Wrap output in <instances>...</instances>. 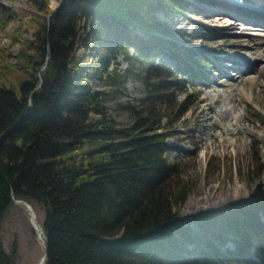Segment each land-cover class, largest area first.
Listing matches in <instances>:
<instances>
[{"label": "trees", "instance_id": "16d2710c", "mask_svg": "<svg viewBox=\"0 0 264 264\" xmlns=\"http://www.w3.org/2000/svg\"><path fill=\"white\" fill-rule=\"evenodd\" d=\"M30 1L37 13L24 23L35 25L34 36L10 43H20L10 65L19 74H0V264H19L1 235L13 195L44 209L46 264H264V186L245 205L182 215L194 186L167 158L164 117L155 110L125 125L109 105L151 48L197 74L203 58L155 18L187 1L63 0L57 10ZM169 73L168 64L145 67L146 103L168 94ZM95 142L93 151L58 158Z\"/></svg>", "mask_w": 264, "mask_h": 264}, {"label": "rangeland", "instance_id": "374dc122", "mask_svg": "<svg viewBox=\"0 0 264 264\" xmlns=\"http://www.w3.org/2000/svg\"><path fill=\"white\" fill-rule=\"evenodd\" d=\"M62 1L50 0V6L57 10ZM186 1V9L165 11L156 14L155 18L176 32L175 41L179 45L190 47V54L195 58H203L197 74L191 76L189 66L170 61L160 48H151L147 61L135 64L125 87L113 92L109 99L114 117L125 125L149 119L155 110L164 117L163 121L172 133L168 140L170 149L167 158L177 165L181 176L194 186L181 209L185 216L237 204L245 205L250 194L264 186V57L261 47L257 46H261V43L241 37L243 25L229 27L227 21L233 19L224 16L221 22L218 16L205 17L201 13L205 0ZM0 4L5 8L8 20L5 27L0 24V53L6 57L5 62L0 61V74L3 77L12 71L18 75L10 65L17 60L20 43L18 41L13 46L10 43L13 36L21 39L34 36L35 25L28 24L25 27L24 21L37 13L36 5L30 0H2ZM232 7L240 11L237 6ZM138 17L143 18L140 15ZM246 29L249 32L246 35L264 37V28ZM215 30L219 32L211 35ZM254 46L258 48L256 51L251 50ZM253 52L258 55L255 59ZM216 56L221 58H214ZM232 60L237 62L232 63ZM118 61L121 68L129 66L123 56ZM227 62H231V65ZM242 62L248 65L254 62V68L244 74L245 80L240 84L239 80H234L238 73L233 67L241 66ZM166 63L169 64L170 72L166 78L171 81L172 88L153 106L143 100L146 95L143 70L148 64ZM216 64L223 69L217 70ZM224 72L233 75H230L233 79H229ZM223 75L225 77L221 79ZM186 98L190 100L187 105L189 109L178 112V103ZM100 145V142L88 144L58 158L66 159L77 153L93 151ZM102 152L96 151L88 156V160ZM33 209L38 221L43 223V207L34 204ZM1 235L6 251H14L19 264L38 262L44 242L33 228L30 214L24 205L14 201L11 203L1 226ZM256 264L261 263L257 261Z\"/></svg>", "mask_w": 264, "mask_h": 264}, {"label": "bare ground", "instance_id": "6f19581e", "mask_svg": "<svg viewBox=\"0 0 264 264\" xmlns=\"http://www.w3.org/2000/svg\"><path fill=\"white\" fill-rule=\"evenodd\" d=\"M229 5V7L226 6ZM232 5L237 6V8L240 9V11H236L237 9L233 8ZM255 5L258 6H263V4L261 3V0H244V2L241 3H236V2H232L230 0H205V3H203V7L202 8V14L206 17H211V16H218V18H221V22L223 21V19H225L224 16H226L229 19H233V20H228L227 22H229V27H237V26H242L243 25V29L241 30V33L243 32V35H241V37L247 38V39H251V40H255V41H260L261 46H259L257 44L258 47H261V52H262V58L264 57V42H261V40H264V37H262L263 35H246L245 33H249L247 32V28L250 29H258V28H264V6L262 7V9L260 8H256ZM232 7V8H231ZM254 7V8H253ZM236 11V12H235ZM207 19V18H205ZM220 22V21H217ZM225 24V23H223ZM228 27V28H229ZM216 32H219V30H215L213 31V33H211V35L215 34ZM256 44V43H255ZM256 46V45H255ZM252 47L251 50L256 51L257 47ZM258 49V48H257ZM254 53V52H253ZM255 54V53H254ZM170 61H174L170 56H166ZM258 55L257 53L254 56V59L257 58ZM214 58H221L219 56H216ZM261 58V59H262ZM233 62H237V61H233ZM227 63H231V62H227ZM254 63V62H252ZM252 63H250L248 65V63H241L239 67H233L236 71H237V78H234L235 81H240L239 83H243V80H245L244 74L246 72H249L251 70H253V66ZM167 64V63H166ZM169 65V64H168ZM218 65V64H216ZM231 65V64H230ZM252 66V68L250 67ZM199 69V68H198ZM217 70H221L223 68H221L218 65V68H216ZM225 72H227V70H224ZM224 72V74H225ZM228 73V72H227ZM228 75V78L231 80L233 79V77H230L231 74H225ZM233 76V75H231ZM225 77L224 75L221 76V79ZM219 82L222 84L223 81L219 80ZM18 199V198H17ZM13 200V199H12ZM48 240V239H47Z\"/></svg>", "mask_w": 264, "mask_h": 264}, {"label": "water", "instance_id": "95a60500", "mask_svg": "<svg viewBox=\"0 0 264 264\" xmlns=\"http://www.w3.org/2000/svg\"><path fill=\"white\" fill-rule=\"evenodd\" d=\"M40 78H41V75H40ZM12 199L14 202L22 204L27 208L30 214V217H31L33 228L37 232L39 238H41L44 242L43 253L36 264H46V258H47V253H48V243H47V234L44 230L43 224L38 221L36 217V213L33 209V206L28 201L24 199H17L14 195L12 196Z\"/></svg>", "mask_w": 264, "mask_h": 264}]
</instances>
